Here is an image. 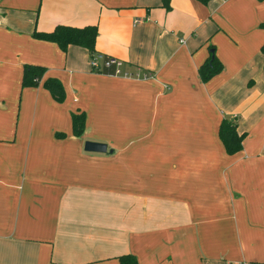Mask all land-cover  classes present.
I'll use <instances>...</instances> for the list:
<instances>
[{"label":"crops","instance_id":"0c3cea01","mask_svg":"<svg viewBox=\"0 0 264 264\" xmlns=\"http://www.w3.org/2000/svg\"><path fill=\"white\" fill-rule=\"evenodd\" d=\"M262 21L264 0H0V264H264ZM58 24L94 25L131 76L32 36Z\"/></svg>","mask_w":264,"mask_h":264},{"label":"trees","instance_id":"16d2710c","mask_svg":"<svg viewBox=\"0 0 264 264\" xmlns=\"http://www.w3.org/2000/svg\"><path fill=\"white\" fill-rule=\"evenodd\" d=\"M206 3L208 0H198ZM264 27V21L259 24ZM96 35L94 25H85L75 27L70 25L58 24L48 32L33 31L32 36L38 39L51 41L57 44L60 49H65L67 45H77L88 50L90 54L93 51V42ZM264 51V44L260 47ZM43 68L37 65H25L22 74V84L37 82V76L42 73ZM221 70V63L212 54L199 67L198 73L201 80H206ZM264 70V64H263ZM44 87L56 99L60 100L63 94L60 83L54 78H47L43 83ZM71 126L73 134L79 135L84 126V114L76 112L71 114ZM232 121L221 120L218 127V136L222 142L226 153L232 154L237 152L241 147V140L244 134L237 133ZM119 264H136L134 256L124 254L118 257Z\"/></svg>","mask_w":264,"mask_h":264},{"label":"built area","instance_id":"2783aa9c","mask_svg":"<svg viewBox=\"0 0 264 264\" xmlns=\"http://www.w3.org/2000/svg\"><path fill=\"white\" fill-rule=\"evenodd\" d=\"M137 21V20H135ZM89 66L91 70L95 72H101V69H111V74L113 75H119L122 77H130L131 75L126 72L122 71L121 61L117 58L111 57V56H104L101 53H92L89 57ZM145 77V76H143Z\"/></svg>","mask_w":264,"mask_h":264},{"label":"water","instance_id":"95a60500","mask_svg":"<svg viewBox=\"0 0 264 264\" xmlns=\"http://www.w3.org/2000/svg\"><path fill=\"white\" fill-rule=\"evenodd\" d=\"M83 149L86 151L104 152L106 151V144L92 140H85L83 142Z\"/></svg>","mask_w":264,"mask_h":264}]
</instances>
